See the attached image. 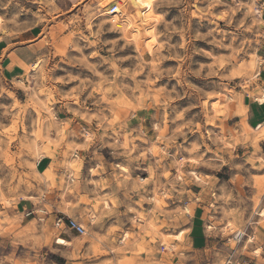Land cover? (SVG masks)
Listing matches in <instances>:
<instances>
[{
    "label": "rangeland",
    "instance_id": "obj_1",
    "mask_svg": "<svg viewBox=\"0 0 264 264\" xmlns=\"http://www.w3.org/2000/svg\"><path fill=\"white\" fill-rule=\"evenodd\" d=\"M112 6L138 39L112 26ZM135 11L127 0H0V37L35 28L43 47L18 79L0 72V255L264 264V126L248 127L243 107L264 88V0H154L144 24ZM21 201L45 215L26 216ZM196 205L203 249L187 240ZM60 217L85 234L56 229Z\"/></svg>",
    "mask_w": 264,
    "mask_h": 264
},
{
    "label": "crops",
    "instance_id": "obj_2",
    "mask_svg": "<svg viewBox=\"0 0 264 264\" xmlns=\"http://www.w3.org/2000/svg\"><path fill=\"white\" fill-rule=\"evenodd\" d=\"M262 16V14H261ZM264 16V14H263ZM40 32L32 28L26 32L23 36H4L0 37V72L4 78L15 80L24 74L26 68L32 66L38 58L43 55V47L41 40L39 39ZM257 80L264 84V67H262L257 74ZM264 92V88L260 91ZM243 100V107L245 108V121L248 127L256 125V129L253 131L260 132L264 126V103L259 104L254 100L245 103ZM262 125L259 129L258 126ZM46 160H39L37 167L41 170H47L51 165V161L48 158ZM23 205H27L23 208ZM191 220L187 229L188 243L195 249H203L207 246V233L205 231V225L208 223L206 208L200 205L191 207ZM17 210L21 213H27L31 210V204L26 202H19L17 204ZM262 223V222H261ZM256 230V227L253 228ZM261 233L264 234V225L259 228ZM183 234V233H182ZM254 239V238H253ZM6 238L0 234V248L3 249L6 246ZM263 248L264 249V243ZM254 248V247H252ZM8 253L0 255V264H7L6 259H9ZM254 264H258L254 262Z\"/></svg>",
    "mask_w": 264,
    "mask_h": 264
},
{
    "label": "bare ground",
    "instance_id": "obj_3",
    "mask_svg": "<svg viewBox=\"0 0 264 264\" xmlns=\"http://www.w3.org/2000/svg\"><path fill=\"white\" fill-rule=\"evenodd\" d=\"M128 2L130 4V6L136 10L135 15L138 17L141 24H144V22L146 20V15L148 16L149 14L151 15L153 13L154 0H127V3ZM122 6H117L113 13L105 11L104 15H106L109 18V21L111 22L112 26L119 29L123 34H125L126 31L132 29V31H131L132 39L136 40V39H138L137 37L139 35V30L136 28V26H134V24L131 20L132 15L125 14ZM146 32H147V30H146ZM152 45H153V39H150V47H149L150 51L153 49ZM254 99L259 104H263L264 103V92H262L260 96H255ZM261 126L262 125H259L258 128L260 129ZM191 174H193V173H191ZM193 175H195V174H193ZM29 199H32V197H30ZM235 236H236V238H238V237L240 238V236H245V235H244V233L239 232ZM248 242L252 243L251 238L248 240ZM55 244L58 246H63V247H69L70 246V242L66 241L65 239H63L61 237H58L55 240Z\"/></svg>",
    "mask_w": 264,
    "mask_h": 264
},
{
    "label": "built area",
    "instance_id": "obj_4",
    "mask_svg": "<svg viewBox=\"0 0 264 264\" xmlns=\"http://www.w3.org/2000/svg\"><path fill=\"white\" fill-rule=\"evenodd\" d=\"M116 9V6H112L111 7V13H113ZM35 212L40 213L42 215H45V211L44 210H36V211H28L26 213V216H30L33 215ZM40 221H42L43 219H39ZM54 227L56 229L59 230H68V231H72L74 232L76 235L78 236H82L85 234V230L84 227L80 224H78L76 221L72 220V219H65L64 217H60V218H56L55 222H54ZM243 238V236H240V238H236V236L234 235V240L239 242L241 239Z\"/></svg>",
    "mask_w": 264,
    "mask_h": 264
}]
</instances>
